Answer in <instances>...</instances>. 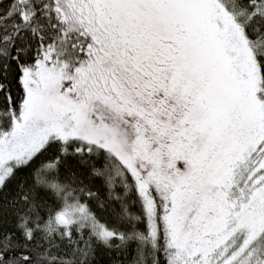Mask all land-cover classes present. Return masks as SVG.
<instances>
[{
    "label": "snow or ice",
    "instance_id": "6c2138e0",
    "mask_svg": "<svg viewBox=\"0 0 264 264\" xmlns=\"http://www.w3.org/2000/svg\"><path fill=\"white\" fill-rule=\"evenodd\" d=\"M0 264H264V0H0Z\"/></svg>",
    "mask_w": 264,
    "mask_h": 264
}]
</instances>
